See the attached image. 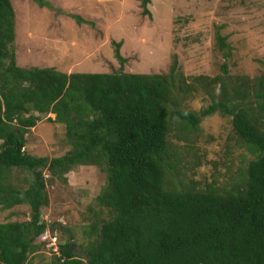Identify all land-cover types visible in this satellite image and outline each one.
Here are the masks:
<instances>
[{
  "label": "trees",
  "instance_id": "16d2710c",
  "mask_svg": "<svg viewBox=\"0 0 264 264\" xmlns=\"http://www.w3.org/2000/svg\"><path fill=\"white\" fill-rule=\"evenodd\" d=\"M139 1L142 15L151 17L150 0ZM14 40V9L0 0V206L30 209L29 220L0 223V264H264V76L249 88L232 85L195 112L181 107L188 83L175 61L167 74L26 68L16 64ZM217 42L224 51L225 37L217 35ZM113 44L122 66L121 42ZM217 112L232 117L254 158L228 187L167 186L166 174L181 169L168 141L171 122L190 139L200 120ZM49 113L55 115L49 121L65 125L72 149L53 157L25 152L30 129ZM78 164L106 172L96 199L112 217L92 225L86 258L69 242H55L53 260L35 262L28 255L48 227L40 219L49 203L47 179L66 182ZM13 169L26 173L25 188L10 181Z\"/></svg>",
  "mask_w": 264,
  "mask_h": 264
},
{
  "label": "rangeland",
  "instance_id": "374dc122",
  "mask_svg": "<svg viewBox=\"0 0 264 264\" xmlns=\"http://www.w3.org/2000/svg\"><path fill=\"white\" fill-rule=\"evenodd\" d=\"M10 1L15 61L21 67H52L68 73L167 74L175 61L188 83L181 107L195 112L222 99L232 85L242 83L249 88L264 76V0H150L151 17L142 15L139 0H45L50 7L34 0ZM73 14L93 25L77 23ZM217 35L225 37L224 51ZM113 41L121 42L122 66L114 55ZM47 117L55 115L41 114L28 133L25 152L61 156L72 149L65 125ZM171 123L168 141L181 169L178 176L165 172L169 187L181 188V182L191 181L202 188L207 184L228 187L254 158L228 114L202 118L190 139L179 132L176 120ZM25 176L13 169L10 181L25 188ZM65 176L63 182L46 175L49 203L41 208L40 219L48 227L43 238L35 239L38 248L28 255L38 263L53 260L54 242H69L76 255L86 258V249L95 238L92 225L112 217L96 199L107 182L103 169L78 164ZM29 218L27 205L0 206V223ZM51 235L55 241L47 242Z\"/></svg>",
  "mask_w": 264,
  "mask_h": 264
},
{
  "label": "clouds",
  "instance_id": "9594fccd",
  "mask_svg": "<svg viewBox=\"0 0 264 264\" xmlns=\"http://www.w3.org/2000/svg\"><path fill=\"white\" fill-rule=\"evenodd\" d=\"M55 237V235H51L50 237H49V239L51 240V241H53L52 239ZM41 238H43V235H41ZM55 241V240H54ZM55 245H56V243H55ZM53 246V245H52ZM51 246V247H52ZM54 248V247H53ZM54 250V249H53ZM57 250H58V248H57V245H56V250H54L53 252L55 253V254H58V253H56L57 252Z\"/></svg>",
  "mask_w": 264,
  "mask_h": 264
},
{
  "label": "built area",
  "instance_id": "2783aa9c",
  "mask_svg": "<svg viewBox=\"0 0 264 264\" xmlns=\"http://www.w3.org/2000/svg\"><path fill=\"white\" fill-rule=\"evenodd\" d=\"M54 240H55V239H53V241H54ZM53 241H52V242H53ZM53 247H54L53 249L56 250L55 242L53 243Z\"/></svg>",
  "mask_w": 264,
  "mask_h": 264
},
{
  "label": "crops",
  "instance_id": "0c3cea01",
  "mask_svg": "<svg viewBox=\"0 0 264 264\" xmlns=\"http://www.w3.org/2000/svg\"><path fill=\"white\" fill-rule=\"evenodd\" d=\"M68 73V72H67Z\"/></svg>",
  "mask_w": 264,
  "mask_h": 264
}]
</instances>
